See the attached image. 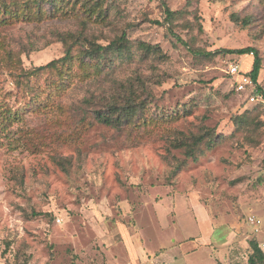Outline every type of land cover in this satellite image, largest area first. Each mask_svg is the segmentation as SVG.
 Returning <instances> with one entry per match:
<instances>
[{
	"label": "rangeland",
	"instance_id": "rangeland-1",
	"mask_svg": "<svg viewBox=\"0 0 264 264\" xmlns=\"http://www.w3.org/2000/svg\"><path fill=\"white\" fill-rule=\"evenodd\" d=\"M166 1L171 22L161 0H105L104 23L80 1L0 24V264H247L250 240L264 250V97L228 73L254 56L220 51L257 48L264 89V0ZM67 33L104 45L125 35L132 53L90 77L77 54L72 73L24 79L23 94L13 73L61 58ZM52 79L64 88L50 95ZM125 87L146 101L143 118L99 122L94 111ZM244 113L254 122L236 128ZM210 132L215 144L194 156L179 145Z\"/></svg>",
	"mask_w": 264,
	"mask_h": 264
},
{
	"label": "trees",
	"instance_id": "trees-1",
	"mask_svg": "<svg viewBox=\"0 0 264 264\" xmlns=\"http://www.w3.org/2000/svg\"><path fill=\"white\" fill-rule=\"evenodd\" d=\"M80 1H82L83 5L81 6V15L85 16V19L104 23L109 14L108 7L104 6L105 0H0V24L20 19H41L47 16V13L50 15L67 14ZM161 5L164 9L165 18L171 22L175 18L176 12L170 9L166 0H161ZM79 14L80 12H75L76 16ZM233 16L235 20H239L238 15L233 14ZM85 19H83V22L86 21ZM59 39L64 44V55L61 58H56L45 65L35 66L29 71H22L18 74L13 73L15 84L23 94H26L27 91V86H23L24 79L30 80L31 77L37 78V75L44 74H47L48 78L54 76L47 72H51V74L59 72V74L65 75L72 73L70 66L66 64L72 63L77 54H80L78 60L80 61L79 68L82 71V75L90 77L110 75L113 69V60H115L114 56L128 58V55L132 53L133 42L126 38L125 35L112 39L107 45L100 44L96 40L92 41L81 33L60 34ZM84 41L88 43L87 46ZM138 43L145 51L146 56L154 52L158 53L159 56L163 54L162 49L157 45L144 41ZM220 51L238 55L252 54L254 56L251 69L247 73L252 77L254 83L257 84L253 93L264 97V89L258 84L262 66V59L258 49L254 46H246L226 48ZM58 83L59 81L52 79L51 87L54 89L49 93L50 95L54 91L64 88L63 84L60 86ZM84 102V105L94 103L91 98L84 99ZM145 102L133 88L125 87L114 94L110 101L107 100L102 108L96 109L94 117L101 123L120 129L132 121L143 118L142 111L146 107ZM245 114L235 116L234 123L236 128L248 127L254 122ZM254 119L255 117H253ZM204 140L211 147L215 144L216 138L210 132L205 135L193 136L192 142L184 141L179 145L186 147L188 155L194 156L195 150ZM250 247L252 252L247 264H264V250L256 239L250 240Z\"/></svg>",
	"mask_w": 264,
	"mask_h": 264
},
{
	"label": "built area",
	"instance_id": "built-area-1",
	"mask_svg": "<svg viewBox=\"0 0 264 264\" xmlns=\"http://www.w3.org/2000/svg\"><path fill=\"white\" fill-rule=\"evenodd\" d=\"M228 73L235 79L234 82L236 83L237 90L240 92H247L248 89L254 84L252 77L247 72H244L236 63L229 64ZM256 98H263V96L260 94L257 96H251V100H255ZM249 220L250 223L255 226H259L261 223V220L255 215L250 216Z\"/></svg>",
	"mask_w": 264,
	"mask_h": 264
},
{
	"label": "crops",
	"instance_id": "crops-1",
	"mask_svg": "<svg viewBox=\"0 0 264 264\" xmlns=\"http://www.w3.org/2000/svg\"><path fill=\"white\" fill-rule=\"evenodd\" d=\"M203 239V238H202ZM209 238H208V236H207V238H205V240H202L203 242L202 243H204V245H206V244H208V243H211V242H209L210 240H208Z\"/></svg>",
	"mask_w": 264,
	"mask_h": 264
}]
</instances>
